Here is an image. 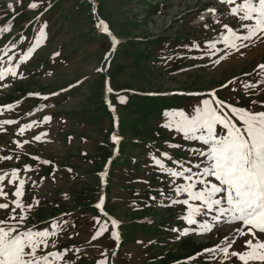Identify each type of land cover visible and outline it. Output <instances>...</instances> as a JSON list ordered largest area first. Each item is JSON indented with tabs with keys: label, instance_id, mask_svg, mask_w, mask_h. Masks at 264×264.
<instances>
[{
	"label": "rangeland",
	"instance_id": "rangeland-1",
	"mask_svg": "<svg viewBox=\"0 0 264 264\" xmlns=\"http://www.w3.org/2000/svg\"><path fill=\"white\" fill-rule=\"evenodd\" d=\"M31 3L38 8H29ZM212 7L215 15L208 11ZM230 7L218 0H0L1 29L10 23L0 36V69L6 74L0 80V157H13L0 160L9 196L0 202L16 199L8 180L12 170H20L14 183L26 182L21 200L31 205V211L23 209L27 226L60 225L57 247L45 254L68 250L72 264H185L194 256L190 264H222V254L203 250L223 246L225 237L236 234L235 225L180 235L196 226L181 218L184 205L171 204V178L153 166L151 156L169 152L184 162L189 152L167 143L197 146L163 126L165 112H188L213 91L239 106L264 102V71L258 67L264 65V42L254 37L239 42L237 51L220 40L224 24L238 23ZM96 19L119 41L115 48L108 37L99 36ZM35 34L39 43L20 64V53ZM214 38L218 55L227 54L218 64L213 62L218 56L205 54ZM109 55L108 68L101 72ZM245 83L253 87L243 88ZM46 116L51 120L44 122ZM6 119L15 123L4 125ZM27 124L32 127L20 133ZM41 133L47 135L35 140ZM106 165L102 185L99 175ZM102 196L99 215L95 206ZM5 211L0 210V219ZM103 213L119 221L118 246ZM101 225L108 230L92 240Z\"/></svg>",
	"mask_w": 264,
	"mask_h": 264
},
{
	"label": "snow or ice",
	"instance_id": "snow-or-ice-1",
	"mask_svg": "<svg viewBox=\"0 0 264 264\" xmlns=\"http://www.w3.org/2000/svg\"><path fill=\"white\" fill-rule=\"evenodd\" d=\"M218 2L230 5V15L238 20L234 26L223 25L226 34L222 31L220 40L226 48H235L239 51V42L251 41L254 37H259L261 42H264V0H218ZM12 7L13 5H9V8ZM29 8L37 9L38 5L31 3ZM208 11L216 14L214 7ZM100 26L111 37L108 27L102 22ZM39 34L41 37L45 35L43 27ZM217 42L219 41L215 38L210 41L205 54L209 57L218 56V59L213 61L218 64L227 58V54L218 55ZM36 43L38 44L39 40ZM112 44L115 48L117 40L114 37ZM34 48L35 45L20 58V64L31 56ZM8 63L12 64L11 57ZM19 66L17 64L16 68ZM258 67L264 71V65ZM7 71L12 77L17 76L14 68L8 67ZM5 75L0 69V80H4ZM242 87L251 89L253 85L245 83ZM205 95L206 98L197 101L196 106L190 107L188 112L180 110L164 113L168 118L164 127L182 134L183 140L196 142L197 145L185 149L179 143H167V147L187 151L189 157L181 162L169 152H163L159 157L151 156L152 164L163 175L171 178L170 186L173 193L170 198L171 204L184 205L186 214H182L181 218L187 225L196 226L184 228L180 235L187 236L192 232L205 235L212 232L218 224L235 225L236 234L231 239L225 237L223 246L204 249V253L222 254V264L223 262L236 264L237 261L239 264H264V102L252 100L248 105L239 106L236 102L218 99L214 91ZM123 102L121 99V103ZM257 107L261 110H257ZM50 120L51 117H44V122ZM2 123L10 125L15 121L6 119ZM31 127L32 124H27L21 127L19 132L23 133L26 128ZM44 135L47 134L41 133L34 139L39 141ZM113 140H117L115 135ZM12 158L3 156L0 160ZM166 161L171 162L172 166H168ZM29 170L28 166H25L24 171ZM19 171L12 170L11 179L8 180V184L15 186L12 195L16 199L10 203L0 202V210H6L4 218L0 219V264H57L58 261H62V264H72V261L67 259L68 250L49 251L45 254L49 247H57V240L54 237L58 236L59 224H53L50 230L47 227L36 230L27 226L29 216L23 214V209L28 207L31 211V205L21 200L25 180L19 179L18 186L14 183ZM3 181L5 176L0 175V199H9L8 192L5 191L7 185H4ZM161 195L165 196V193L162 191ZM103 202L102 196L96 207L101 208ZM35 204L38 205L39 201L36 200ZM118 227L119 221L112 218L110 235L117 246ZM107 230L106 225H101L91 239L96 240ZM196 258L195 256L188 258L185 264H190ZM211 258L215 259V255ZM98 264H106V260L98 261Z\"/></svg>",
	"mask_w": 264,
	"mask_h": 264
},
{
	"label": "trees",
	"instance_id": "trees-1",
	"mask_svg": "<svg viewBox=\"0 0 264 264\" xmlns=\"http://www.w3.org/2000/svg\"><path fill=\"white\" fill-rule=\"evenodd\" d=\"M52 225H53V223L52 224H47V225H41V226L38 227V229L39 230H43V229H45L47 227L50 230Z\"/></svg>",
	"mask_w": 264,
	"mask_h": 264
},
{
	"label": "water",
	"instance_id": "water-1",
	"mask_svg": "<svg viewBox=\"0 0 264 264\" xmlns=\"http://www.w3.org/2000/svg\"><path fill=\"white\" fill-rule=\"evenodd\" d=\"M107 61H105V63L102 65V68H104L105 64H106Z\"/></svg>",
	"mask_w": 264,
	"mask_h": 264
}]
</instances>
